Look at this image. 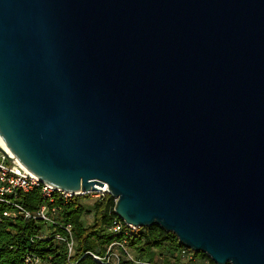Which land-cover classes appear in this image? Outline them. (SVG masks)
Returning <instances> with one entry per match:
<instances>
[{
	"label": "water",
	"instance_id": "1",
	"mask_svg": "<svg viewBox=\"0 0 264 264\" xmlns=\"http://www.w3.org/2000/svg\"><path fill=\"white\" fill-rule=\"evenodd\" d=\"M0 137L128 223L264 264V0H0Z\"/></svg>",
	"mask_w": 264,
	"mask_h": 264
},
{
	"label": "trees",
	"instance_id": "2",
	"mask_svg": "<svg viewBox=\"0 0 264 264\" xmlns=\"http://www.w3.org/2000/svg\"><path fill=\"white\" fill-rule=\"evenodd\" d=\"M87 197L81 195L67 202L57 199L50 203L58 207L60 222L73 225L75 251L71 256L66 245L55 240V226L48 225L51 229L45 233L46 224L41 220L9 218L3 214L6 206L0 203V264H27V255L48 264H217L208 254L187 247L191 258L183 255L181 250L185 246L177 235L158 224L141 227L137 235L127 237L130 255L122 249L118 262L97 261L90 252L103 257L108 246L121 238L109 230L116 215V198L107 193L102 198H92L89 205ZM22 201L30 209L38 208L42 204L39 190L23 193ZM87 214L91 215L88 224L84 220Z\"/></svg>",
	"mask_w": 264,
	"mask_h": 264
},
{
	"label": "built area",
	"instance_id": "3",
	"mask_svg": "<svg viewBox=\"0 0 264 264\" xmlns=\"http://www.w3.org/2000/svg\"><path fill=\"white\" fill-rule=\"evenodd\" d=\"M10 157L12 159H10ZM101 190H88L80 192L66 191L61 188H56L40 178H37L29 171L12 153L5 150L0 145V203L6 206L3 214L14 220L36 219L41 220L46 225L55 226V240L66 245L69 256L75 251V238L73 234V225L71 223H63L59 221V209L56 205H51L57 199L67 202L75 196L87 195L91 198H102L105 194L110 193L107 184L98 186ZM38 189L42 198V204L36 209L28 208L22 201V194L29 193ZM111 194V193H110ZM115 212V211H114ZM62 228L63 231H59ZM140 226L126 222L117 214L111 221L110 232L115 236H121L113 241L107 248L106 254L101 257L92 252L97 261L108 263L111 260L116 262L120 259L119 250H124L129 254L127 247V237L137 235L140 231ZM188 248V247H187ZM187 248L181 250L183 255H188ZM130 255V254H129ZM27 264H48L41 261L39 258L31 255L26 256Z\"/></svg>",
	"mask_w": 264,
	"mask_h": 264
},
{
	"label": "rangeland",
	"instance_id": "4",
	"mask_svg": "<svg viewBox=\"0 0 264 264\" xmlns=\"http://www.w3.org/2000/svg\"><path fill=\"white\" fill-rule=\"evenodd\" d=\"M92 202H93V199H92L90 196H88V197H87V200H86V203H88V204L90 205ZM84 220H85V222H86L87 224L90 223V221H91V215H89V214L85 215V216H84ZM50 229H51V228H50L48 225H46L45 228H44V232H45V233H48ZM128 249H129V248H128Z\"/></svg>",
	"mask_w": 264,
	"mask_h": 264
},
{
	"label": "bare ground",
	"instance_id": "5",
	"mask_svg": "<svg viewBox=\"0 0 264 264\" xmlns=\"http://www.w3.org/2000/svg\"><path fill=\"white\" fill-rule=\"evenodd\" d=\"M0 145H1L5 150H7L8 152L11 153V151H10V150L6 147V145L4 144L3 140L1 139V137H0Z\"/></svg>",
	"mask_w": 264,
	"mask_h": 264
}]
</instances>
